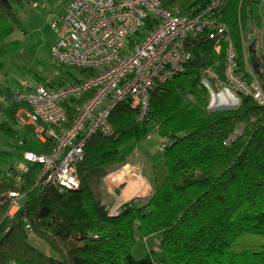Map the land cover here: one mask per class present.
I'll return each mask as SVG.
<instances>
[{
    "label": "trees",
    "instance_id": "1",
    "mask_svg": "<svg viewBox=\"0 0 264 264\" xmlns=\"http://www.w3.org/2000/svg\"><path fill=\"white\" fill-rule=\"evenodd\" d=\"M31 1L35 0H0V56L20 47L19 41H10L20 23L15 8ZM160 1L164 8H179L189 16L211 0ZM261 1L226 0L221 14L236 50L238 74L249 83L253 74L264 88V61L246 44L249 35L264 34ZM156 24L150 19L139 35L145 37ZM214 45L205 36L189 39L191 58L185 70L153 87L143 121L132 99L115 106L110 115L114 134L96 133L87 141L85 157L77 166L78 190L37 182L39 164L29 163L25 173L12 168L9 175L0 176V264H264V106L238 94V106L210 108L211 94L202 84V73L211 69L225 81L226 66L225 46L218 54ZM66 69L69 83L92 74ZM210 83L218 91L216 81ZM85 100L65 104L68 119L63 128L72 126ZM21 107L16 102L9 105L3 131L14 138L20 153H51L53 139L38 141L32 125L23 127L22 136L11 128ZM239 128L242 133L227 144ZM153 133L166 140L161 153L167 176L152 184L151 195L126 203L112 215L110 204L97 198L95 180L107 168L125 165ZM17 192L23 195L20 210L10 216L9 193ZM27 222L31 231L26 230ZM136 234L142 239L159 236L164 258L156 262L149 253L137 260ZM32 235L56 256L35 247Z\"/></svg>",
    "mask_w": 264,
    "mask_h": 264
},
{
    "label": "built area",
    "instance_id": "2",
    "mask_svg": "<svg viewBox=\"0 0 264 264\" xmlns=\"http://www.w3.org/2000/svg\"><path fill=\"white\" fill-rule=\"evenodd\" d=\"M225 1L211 0L199 12L188 16L179 8H164L160 0H69L65 15L52 25L57 39L51 53L60 66L82 68L92 74L54 87L22 82L13 94V102L23 105L29 120L26 123L18 116V125H32L35 139L42 143L48 139L54 141L49 154L22 151L27 164L41 166L37 182L61 190H78L77 166L85 157L88 139L96 133L114 134L110 115L123 100L132 99L133 106L140 109L139 120L146 119L153 87L185 70L191 58L187 50L191 37H207L214 42L218 54L225 46V81L211 69L202 73V84L211 96L237 98L238 106V94H244L264 106V88L251 69H248L253 76L251 83L237 72L236 50L221 14ZM150 19L157 20V24L141 37L139 34ZM211 80L216 81L218 91L211 87ZM80 98L86 100L79 105L72 126L63 128L68 119L65 104ZM242 130L237 129L226 143L234 141ZM165 144L166 140L162 139L159 151L165 149ZM126 164L110 170L109 176L122 174ZM27 170L28 165L20 173ZM9 197V215L13 216L20 210L23 195L9 193ZM129 202L118 197L110 207L111 214L117 215ZM26 230L31 231L28 222Z\"/></svg>",
    "mask_w": 264,
    "mask_h": 264
},
{
    "label": "rangeland",
    "instance_id": "3",
    "mask_svg": "<svg viewBox=\"0 0 264 264\" xmlns=\"http://www.w3.org/2000/svg\"><path fill=\"white\" fill-rule=\"evenodd\" d=\"M35 3H37L36 6H34ZM68 4V0H35L34 2H26L21 7L15 8L20 23L13 30L10 41H19L20 47L12 52L11 55L0 56V86L2 87L0 91V105H4L6 103L4 101L7 98L9 99V97H12L13 100L12 92L22 82L39 83L49 87L52 83L58 85L61 82L68 81V76L64 75L68 67L60 68V65L55 61L51 53V47L57 39V31L52 25L58 23L66 13ZM259 11L264 15V0L260 3ZM260 33L256 32L255 34L249 35L246 44L248 42V45H250L249 49L251 46H253V49L256 46L260 58L264 61L263 54H261L263 50L261 41L259 40ZM253 43H256V45L254 46ZM2 92L3 95H1ZM225 97L222 94L211 96L210 108L214 110L237 106V98H231L230 96V98L226 99L227 97ZM20 110L25 111V108L21 107ZM21 118L26 123L29 122L25 113ZM18 127V123L11 125L12 129H18ZM17 134L21 135L22 132L19 131ZM13 139L9 133L3 132L0 128V150H10L9 147L12 149L15 148ZM161 141L162 139L157 133H153L151 139L147 138V140L141 143L138 153L135 152L130 158L135 165H137L136 162L143 164L141 169L144 177L131 174L133 177L131 179V176H129L130 173H128L129 168H125L120 175L109 176L110 170L117 169V167L107 168L106 174L95 180L96 185H94V189L97 198L101 199L105 204L109 203L110 207H112L117 198L120 197L121 191L124 190L127 182L129 183L128 189H131L128 191L134 190L136 193L135 190L144 188L136 197L134 196L135 194L127 195V199L130 198V202L138 201L151 195L153 189L151 182L152 184H160L167 176L163 154L158 149ZM17 150H10L13 155V157L11 156V164L13 163L14 168L20 171L22 167H26L28 164L24 161L22 152L20 153L19 149ZM123 166L118 167L121 168ZM5 168H7L6 164H0L2 171ZM134 178L136 181H133ZM137 198L138 200H136ZM30 241L45 254L56 256V253L44 241L39 240L33 235L30 237ZM149 253L153 255L156 262L164 258L160 237L156 235L148 239H142L136 234V243L133 249L134 257L139 260L145 258Z\"/></svg>",
    "mask_w": 264,
    "mask_h": 264
},
{
    "label": "crops",
    "instance_id": "4",
    "mask_svg": "<svg viewBox=\"0 0 264 264\" xmlns=\"http://www.w3.org/2000/svg\"><path fill=\"white\" fill-rule=\"evenodd\" d=\"M68 3H69V0H68ZM37 3L34 4V6H36ZM263 15V14H262ZM260 37H259V40L261 41V47L263 48V51H264V34L263 33H260ZM254 44V43H253ZM256 45V43L254 44V46ZM256 48V46H255ZM256 52H257V49H256ZM262 54V53H261ZM64 75L68 76V73H64ZM69 83L66 81V84ZM56 85V84H55ZM65 85V84H64ZM50 86V85H49ZM56 86H59V85H56ZM2 87L0 86V91H1ZM17 89V88H16ZM15 89V90H16ZM15 90H13V94L15 92ZM1 95H3V92L1 93ZM2 101V100H1ZM4 101V100H3ZM4 102H6L4 105H0V122L2 121V123L0 124V128L1 130L3 131L2 129V125H4L6 123V121L8 120V117H7V110H8V107L9 105L13 102L12 100V97L9 99L7 98ZM21 109V108H20ZM18 110L17 113H16V124H17V119H18V116H22L24 115V111H21V110ZM18 131H22V126L18 125ZM4 132V131H3ZM20 135V134H19ZM21 136V135H20ZM14 140V139H13ZM14 143H15V140H14ZM9 149L11 151H13L14 149L17 150L16 148V144H15V148H11L9 147ZM10 150H0V164H6L7 168H5L3 171L0 169V176H5V175H9L11 172H12V168H14V165L13 163L11 164V156L13 157L12 153L10 152ZM18 151V150H17ZM136 152L138 153V150H136ZM13 159V158H12ZM137 165H135L134 163H132L131 159L129 160L128 164H127V167L126 168H129L128 170V173L129 176L134 175V176H138V172L141 173V177H144L143 176V172H142V166L143 164H140L138 162H136ZM15 169V168H14ZM133 177L131 176V179ZM133 181H136V179L134 178ZM127 182V181H126ZM129 183L127 182V184H125L124 186V190L121 191V194H120V198H123V201H127V200H130L127 199V195L129 194H135L134 196L136 197L138 195V193L140 192L139 190H135L136 193L133 191H128V190H131V189H128L129 188ZM151 185H152V182H151ZM135 188V187H134ZM125 196V197H124Z\"/></svg>",
    "mask_w": 264,
    "mask_h": 264
},
{
    "label": "water",
    "instance_id": "5",
    "mask_svg": "<svg viewBox=\"0 0 264 264\" xmlns=\"http://www.w3.org/2000/svg\"><path fill=\"white\" fill-rule=\"evenodd\" d=\"M250 51L253 53V54H256V51L253 49V46L250 47ZM258 64L255 65V68H258ZM135 200V199H134ZM138 200V198L136 199Z\"/></svg>",
    "mask_w": 264,
    "mask_h": 264
},
{
    "label": "bare ground",
    "instance_id": "6",
    "mask_svg": "<svg viewBox=\"0 0 264 264\" xmlns=\"http://www.w3.org/2000/svg\"><path fill=\"white\" fill-rule=\"evenodd\" d=\"M138 190L141 191V190H144V188H139ZM124 197H125V196H124Z\"/></svg>",
    "mask_w": 264,
    "mask_h": 264
}]
</instances>
